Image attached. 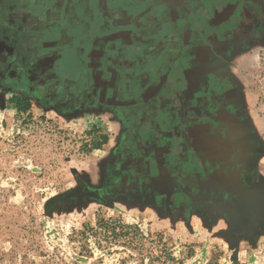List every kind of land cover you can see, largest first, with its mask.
I'll list each match as a JSON object with an SVG mask.
<instances>
[{
	"label": "flooded vegetation",
	"instance_id": "flooded-vegetation-1",
	"mask_svg": "<svg viewBox=\"0 0 264 264\" xmlns=\"http://www.w3.org/2000/svg\"><path fill=\"white\" fill-rule=\"evenodd\" d=\"M70 1L87 4L89 18L100 20L97 37L34 33L46 31L49 20L66 21L60 4ZM243 4L0 0V81L14 90L11 99L29 108L93 105L115 112L123 131L114 166L94 190L100 196L128 202L167 197L170 208L228 215L234 203L255 198L256 188L264 187L256 176L259 146L252 127L207 60V48L234 27ZM31 20L38 23L28 26Z\"/></svg>",
	"mask_w": 264,
	"mask_h": 264
},
{
	"label": "rangeland",
	"instance_id": "rangeland-1",
	"mask_svg": "<svg viewBox=\"0 0 264 264\" xmlns=\"http://www.w3.org/2000/svg\"><path fill=\"white\" fill-rule=\"evenodd\" d=\"M253 66L244 76L264 133V56ZM14 93L0 81V264H264V187L210 220L100 196L107 170L91 152L108 123L94 132L93 120L39 105L16 112ZM101 220L133 229L106 238Z\"/></svg>",
	"mask_w": 264,
	"mask_h": 264
},
{
	"label": "crops",
	"instance_id": "crops-1",
	"mask_svg": "<svg viewBox=\"0 0 264 264\" xmlns=\"http://www.w3.org/2000/svg\"><path fill=\"white\" fill-rule=\"evenodd\" d=\"M36 7V5H34ZM240 12L233 22V28L229 29L220 38V41H216L208 49L207 60L209 63L210 71L216 75V78L222 79L224 83L230 85V90L236 98L237 111L244 117L252 127L250 134L255 138L256 144L259 146L258 153L255 157L256 163V176L264 179V133L258 128L257 121L258 114L255 113V103L251 97V88L247 82L244 73L249 68H253L255 63H258V59L264 56V0H244V4L239 7ZM37 9V8H35ZM60 10L67 15L68 19L62 22L47 21L45 29L46 31L38 32L35 30V34L48 35L54 34V32H64L69 36L75 35V38H80L81 41H85L88 38L93 40V37H97L100 32L97 31V27L100 24V20L97 18H89L91 12L89 11L87 4L83 2H62L60 4ZM28 15L30 16V13ZM71 13V14H70ZM31 22V23H30ZM38 21L31 20L27 23L28 26H32ZM51 23V24H49ZM130 28V26H128ZM163 28V27H162ZM59 33V32H58ZM103 32H101L102 34ZM129 33V38L132 40L133 33ZM154 32L153 34H156ZM159 34V33H158ZM145 38V37H141ZM146 45V43H144ZM132 48L133 44L130 45ZM78 47V46H77ZM73 49V48H72ZM131 49V48H130ZM188 76L190 83L192 82ZM192 77H196L191 75ZM12 105V104H11ZM16 112H19L15 109ZM75 108V106H62L59 109H51L55 113H60L62 119L66 116L76 117L77 119H88L95 122H107L108 133L102 137L101 144L93 148L91 153L102 154V158L97 161L99 168L102 170H108L114 166L115 155L114 150L117 144V140L121 137L122 126L117 118L115 112L111 109L106 110L100 106L91 105L85 109H76L70 111L68 108ZM168 107V106H167ZM167 109V108H166ZM165 109V111H166ZM31 107L26 112L29 113ZM92 131L99 132V124L92 127ZM181 136L178 137L180 139ZM132 202L125 201L127 204L136 205L141 209H151L159 217H176L187 216L191 217L196 215V212H187L184 206H176V209L168 207L167 197L160 199L149 196L144 198L133 197ZM219 214V215H218ZM217 216L225 217L223 213H218ZM208 214L200 215L202 218L211 219ZM215 216V215H214ZM208 222V221H207ZM193 225V224H192ZM226 230V225L223 224ZM227 231H230L228 228Z\"/></svg>",
	"mask_w": 264,
	"mask_h": 264
},
{
	"label": "trees",
	"instance_id": "trees-1",
	"mask_svg": "<svg viewBox=\"0 0 264 264\" xmlns=\"http://www.w3.org/2000/svg\"><path fill=\"white\" fill-rule=\"evenodd\" d=\"M11 103L15 106V109L19 112H26L29 109V105L21 104L17 98L11 99ZM95 148V147H94ZM97 226H102L101 228H105V237L107 238V234H110L113 239L124 238L133 229L132 226L124 225L120 221L110 220L109 224L104 221H99Z\"/></svg>",
	"mask_w": 264,
	"mask_h": 264
}]
</instances>
